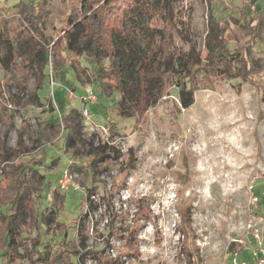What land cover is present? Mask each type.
<instances>
[{
	"label": "rangeland",
	"instance_id": "rangeland-1",
	"mask_svg": "<svg viewBox=\"0 0 264 264\" xmlns=\"http://www.w3.org/2000/svg\"><path fill=\"white\" fill-rule=\"evenodd\" d=\"M24 1L0 0V36L13 48L9 69L0 67V182L14 188L6 166L45 152L39 171L46 183L17 219L16 253L0 264H67L41 260L37 245L60 239L57 224L80 215L81 198L86 214L68 240L84 255L72 264H235V256L250 263L264 250V18L256 14L264 0H171L173 46L200 58L194 103L182 108L171 88L135 124L118 116L117 92L80 74L86 58L57 40L80 0L47 1L39 28L51 55L43 73L28 63L31 32L12 7ZM88 90L96 103L81 100ZM72 109L83 118L79 157L65 149V133L42 151L37 131ZM99 141L120 156L98 161L93 173L83 150ZM74 163L83 165L70 170ZM38 214H52L54 224L45 229Z\"/></svg>",
	"mask_w": 264,
	"mask_h": 264
},
{
	"label": "trees",
	"instance_id": "trees-1",
	"mask_svg": "<svg viewBox=\"0 0 264 264\" xmlns=\"http://www.w3.org/2000/svg\"><path fill=\"white\" fill-rule=\"evenodd\" d=\"M47 1L29 0L12 5L31 32L26 39L28 63L36 62L42 73L51 55L39 28V20L47 11ZM249 1L254 4L258 0ZM256 14L264 18L262 10H257ZM156 21L161 27L155 26ZM64 23L57 40L64 42L65 51L77 58L84 56L90 63L89 67H82L80 74L92 86L100 91L107 87L118 93L119 99L114 108L121 118H131L134 124L144 122L149 108L171 88H175L182 108L187 109L194 103L195 68L200 58L193 51L185 53L173 46L174 12L171 0H80L77 6L70 8ZM0 47L5 51L0 57V67L5 71L9 69L13 57V48L5 32L0 36ZM41 86L42 79H39L36 89L40 90ZM82 119L79 111L74 109L61 115L59 121L48 118L36 136L42 151L65 133V149L72 150L73 157L78 158V151L84 146L81 140ZM83 153L90 161L85 166L93 173L98 161L107 157L117 160L120 156L117 149L101 141L96 146L90 142ZM44 156L45 152H42V155H31L6 166L14 172L15 180L14 188H6L0 182V258H10L16 253L17 219L29 213V208L44 190L45 175L39 171L44 165ZM133 164L134 152L129 149L126 165L133 167ZM78 165L83 164L74 163L68 167L74 170ZM260 201L264 208V197ZM81 206L83 209L77 218L72 221L64 219L57 224L62 232L59 240H43L37 245L40 246L38 255L41 260L72 264L71 257H83L76 243L68 240V231L78 228L76 225L86 214V199L81 198ZM38 215L45 229L54 224L52 214L46 217ZM37 227L41 229L39 225Z\"/></svg>",
	"mask_w": 264,
	"mask_h": 264
},
{
	"label": "built area",
	"instance_id": "built-area-1",
	"mask_svg": "<svg viewBox=\"0 0 264 264\" xmlns=\"http://www.w3.org/2000/svg\"><path fill=\"white\" fill-rule=\"evenodd\" d=\"M87 95L85 96V97H82L81 98V100L84 102V103H86V101H91V102H95V96H93V93L91 92V90H88L87 92ZM70 97V96H69ZM82 114L84 115V116H87V110L84 108L83 109V112H82ZM66 172V171H65ZM64 172V174L62 175V178H63V181L62 182H64L65 184H66V173ZM61 178V179H62ZM60 179V180H61ZM59 180V181H60ZM58 181V182H59ZM61 181H60V183H62ZM255 255V261L254 262H252V263H247V262H244V261H241V262H239L238 263V261H237V259H236V256L234 257V259H233V261H234V263L235 264H264V250H260V251H258L257 253H255L254 254Z\"/></svg>",
	"mask_w": 264,
	"mask_h": 264
},
{
	"label": "crops",
	"instance_id": "crops-1",
	"mask_svg": "<svg viewBox=\"0 0 264 264\" xmlns=\"http://www.w3.org/2000/svg\"><path fill=\"white\" fill-rule=\"evenodd\" d=\"M248 250V249H247ZM246 251V250H245ZM251 261H249L250 263L252 262V261H254L255 260V257H253V255L251 254Z\"/></svg>",
	"mask_w": 264,
	"mask_h": 264
}]
</instances>
